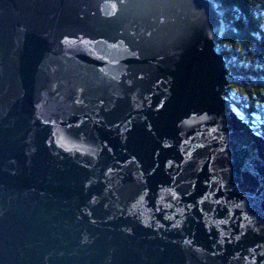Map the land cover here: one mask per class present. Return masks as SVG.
I'll list each match as a JSON object with an SVG mask.
<instances>
[{"label": "water", "instance_id": "95a60500", "mask_svg": "<svg viewBox=\"0 0 264 264\" xmlns=\"http://www.w3.org/2000/svg\"><path fill=\"white\" fill-rule=\"evenodd\" d=\"M223 32L213 0H0V264H264Z\"/></svg>", "mask_w": 264, "mask_h": 264}, {"label": "trees", "instance_id": "16d2710c", "mask_svg": "<svg viewBox=\"0 0 264 264\" xmlns=\"http://www.w3.org/2000/svg\"><path fill=\"white\" fill-rule=\"evenodd\" d=\"M223 14L216 42L230 70L232 106L264 136V0H213Z\"/></svg>", "mask_w": 264, "mask_h": 264}]
</instances>
